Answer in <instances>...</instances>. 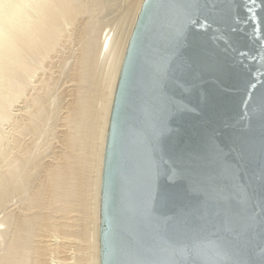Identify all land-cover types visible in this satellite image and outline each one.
<instances>
[{
    "label": "water",
    "instance_id": "water-1",
    "mask_svg": "<svg viewBox=\"0 0 264 264\" xmlns=\"http://www.w3.org/2000/svg\"><path fill=\"white\" fill-rule=\"evenodd\" d=\"M98 264H264V0H142L111 99Z\"/></svg>",
    "mask_w": 264,
    "mask_h": 264
},
{
    "label": "bare ground",
    "instance_id": "bare-ground-1",
    "mask_svg": "<svg viewBox=\"0 0 264 264\" xmlns=\"http://www.w3.org/2000/svg\"><path fill=\"white\" fill-rule=\"evenodd\" d=\"M141 1L127 0L112 25L100 15L115 0L0 1V124L13 123L12 136L0 138V264H64L61 219L82 158L92 194L89 264H98L105 131Z\"/></svg>",
    "mask_w": 264,
    "mask_h": 264
},
{
    "label": "rangeland",
    "instance_id": "rangeland-1",
    "mask_svg": "<svg viewBox=\"0 0 264 264\" xmlns=\"http://www.w3.org/2000/svg\"><path fill=\"white\" fill-rule=\"evenodd\" d=\"M126 1L127 0H115L113 5H111L109 8H106L105 12H102L100 15L102 22H104L103 24L109 23L112 25L116 18L120 15ZM60 85V91L67 89L65 87L66 84H64L62 80L59 81V86ZM21 106L22 103L19 101L18 104H14V106L11 108L10 112L13 118L20 116L19 109ZM11 123L12 120L0 124V138L9 139L12 136L13 123ZM50 142L56 147L55 140L51 139ZM52 145L50 146L52 147ZM1 149L2 147L0 146V153ZM51 151H45V154L47 155L45 160L49 159L48 157L51 156ZM1 165L2 164L0 163V168ZM88 172L89 162L87 160L83 161V158L79 159L76 164V174L73 183V197L70 205H68V208H65L61 219L66 225L63 236V251L60 254L62 256L61 260L64 262V264H89L88 253L92 228L89 215L91 211L92 194L90 183L87 180Z\"/></svg>",
    "mask_w": 264,
    "mask_h": 264
}]
</instances>
